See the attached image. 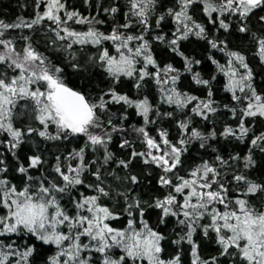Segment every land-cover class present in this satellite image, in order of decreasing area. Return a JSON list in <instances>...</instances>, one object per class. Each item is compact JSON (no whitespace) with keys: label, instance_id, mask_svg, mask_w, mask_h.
I'll list each match as a JSON object with an SVG mask.
<instances>
[{"label":"snow or ice","instance_id":"6c2138e0","mask_svg":"<svg viewBox=\"0 0 264 264\" xmlns=\"http://www.w3.org/2000/svg\"><path fill=\"white\" fill-rule=\"evenodd\" d=\"M32 6L0 19V264H264V0Z\"/></svg>","mask_w":264,"mask_h":264},{"label":"trees","instance_id":"16d2710c","mask_svg":"<svg viewBox=\"0 0 264 264\" xmlns=\"http://www.w3.org/2000/svg\"><path fill=\"white\" fill-rule=\"evenodd\" d=\"M73 4L79 5V0H71ZM26 5V6H25ZM31 16L33 15V6H32V0H0V19H5L8 21L15 20L17 16ZM256 71H259V68H256ZM257 83H264V77H257ZM223 97V93L218 94L217 98L221 99ZM226 102V101H225ZM136 118H132V121H134ZM221 123L224 122L225 119H227L229 122L231 121L230 117H219ZM219 128V125H217ZM220 147L226 149L227 151H232L236 145L234 144H228L226 142L221 141ZM28 147L25 146L24 151H27ZM55 150V149H53ZM114 151H119L118 148H113ZM237 150L246 151L243 145H240ZM23 155V153H22ZM258 165V169L256 170L255 175L257 177L264 175V159L260 158V154L257 153L256 155Z\"/></svg>","mask_w":264,"mask_h":264}]
</instances>
